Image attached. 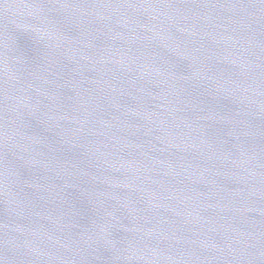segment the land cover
Returning <instances> with one entry per match:
<instances>
[{
    "label": "water",
    "instance_id": "obj_1",
    "mask_svg": "<svg viewBox=\"0 0 264 264\" xmlns=\"http://www.w3.org/2000/svg\"><path fill=\"white\" fill-rule=\"evenodd\" d=\"M0 264H264V0H0Z\"/></svg>",
    "mask_w": 264,
    "mask_h": 264
}]
</instances>
